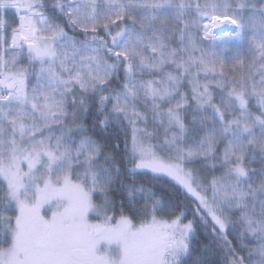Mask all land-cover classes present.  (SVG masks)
Instances as JSON below:
<instances>
[{
	"label": "snow or ice",
	"instance_id": "1",
	"mask_svg": "<svg viewBox=\"0 0 264 264\" xmlns=\"http://www.w3.org/2000/svg\"><path fill=\"white\" fill-rule=\"evenodd\" d=\"M0 264H264V0H0Z\"/></svg>",
	"mask_w": 264,
	"mask_h": 264
},
{
	"label": "trees",
	"instance_id": "2",
	"mask_svg": "<svg viewBox=\"0 0 264 264\" xmlns=\"http://www.w3.org/2000/svg\"><path fill=\"white\" fill-rule=\"evenodd\" d=\"M204 240V238L203 237H201V241H203ZM206 242V241H205Z\"/></svg>",
	"mask_w": 264,
	"mask_h": 264
}]
</instances>
